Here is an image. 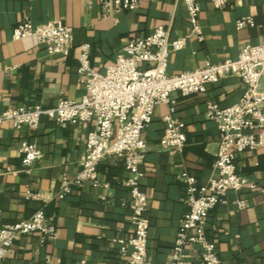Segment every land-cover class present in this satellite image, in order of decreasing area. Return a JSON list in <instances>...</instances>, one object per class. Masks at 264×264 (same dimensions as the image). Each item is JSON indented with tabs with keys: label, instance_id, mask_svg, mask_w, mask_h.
I'll use <instances>...</instances> for the list:
<instances>
[{
	"label": "crops",
	"instance_id": "obj_1",
	"mask_svg": "<svg viewBox=\"0 0 264 264\" xmlns=\"http://www.w3.org/2000/svg\"><path fill=\"white\" fill-rule=\"evenodd\" d=\"M204 40L188 39L184 50L172 54L170 75L193 71L209 63L237 59L248 43H264V0H230L217 9L210 0H199ZM28 15L35 26L61 20L74 30L69 57L49 55L35 38L14 40L13 31ZM252 17L253 27L236 28L240 19ZM171 29L173 38L191 31L183 0H140L132 12L104 18L100 0H0V111L9 107L57 106L62 98L82 101L85 84L79 74L81 46L91 47V63L104 73L135 37L149 36L157 27ZM260 89L264 91V80ZM243 82L227 77L208 86L205 93L183 98L176 95L175 117L185 124L187 146L170 154L160 146L167 104L156 107L145 131L147 152L141 170L142 190L149 199L148 257L150 264H171L181 219L187 211L184 184L178 179L189 172L201 185L214 171L219 146L216 122L207 116L211 103L235 105L245 93ZM91 127L79 124L62 128L47 116L38 129L0 127V212L5 224L30 219L39 210L55 219L57 237L43 242L41 235L18 238L8 252L6 264H121L119 239L133 235L129 209L128 178L122 159H106L99 165L102 184L75 187L62 201L56 197L63 175L74 177L86 155ZM35 144L43 158L34 172L22 171L20 147ZM239 174L264 188V150L238 155ZM40 200H27V191ZM243 198L245 208L236 201ZM206 231L224 264H264V196L255 190L230 192L227 203L210 214ZM201 250L191 246L184 264H203Z\"/></svg>",
	"mask_w": 264,
	"mask_h": 264
},
{
	"label": "built area",
	"instance_id": "obj_2",
	"mask_svg": "<svg viewBox=\"0 0 264 264\" xmlns=\"http://www.w3.org/2000/svg\"><path fill=\"white\" fill-rule=\"evenodd\" d=\"M183 1L191 25L188 35L173 38L170 28L160 26L149 36H134L104 73L92 66L90 45H82L78 69L86 88L82 101L62 98L53 108L35 105L0 111V127L10 124L16 130L24 127L38 129L44 116L62 128L79 124L91 127L82 170L74 177L63 175L61 179L56 194L61 201L71 195L75 187L85 183L109 188L100 181L99 165L106 159L124 161L128 178L123 185L130 193L129 209L134 232L130 238L118 240L121 264H150L149 199L142 190L145 173L141 170L147 155L145 131L152 123L156 107L167 104L169 113L164 117L160 146L170 154L185 150V124L175 117L176 95L187 98L205 93L209 85L227 77L239 78L246 89L235 105L222 107L211 103L208 108V118L217 125L219 146L214 174L207 184L201 185L187 171L178 175L185 187L187 211L180 222L171 264H184L186 252L193 245L200 248L203 264H224L216 245L207 235L210 214L217 206L227 203L231 191L241 193L251 189L264 196V188L239 174L237 163L239 154L264 150V91L260 89L264 80V43L244 45L237 59L209 63L193 71L170 75L168 66L172 54L184 50L190 38L204 40L199 0ZM210 1L217 9H225L230 3V0ZM139 6L140 0H100L104 18L135 11ZM253 26L252 17L240 19L236 24L238 30ZM14 30V40L33 37L49 55L69 57L74 48V30L61 20L35 26L26 15ZM262 30L264 32V24ZM20 150L22 171L31 175L43 158L42 150L28 141L22 142ZM40 198L38 193L27 191V200ZM236 204L245 208L246 201L239 198ZM3 218L0 212V264H6L8 252L20 237L39 234L43 242L57 237L55 219L43 209L18 223L5 224Z\"/></svg>",
	"mask_w": 264,
	"mask_h": 264
}]
</instances>
